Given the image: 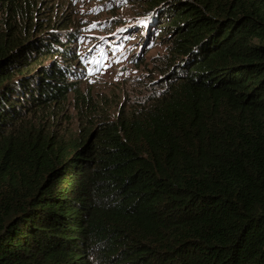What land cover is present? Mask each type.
<instances>
[{
  "label": "trees",
  "instance_id": "obj_1",
  "mask_svg": "<svg viewBox=\"0 0 264 264\" xmlns=\"http://www.w3.org/2000/svg\"><path fill=\"white\" fill-rule=\"evenodd\" d=\"M43 2L0 0V264H264V0H121L165 54L118 108Z\"/></svg>",
  "mask_w": 264,
  "mask_h": 264
},
{
  "label": "rangeland",
  "instance_id": "obj_2",
  "mask_svg": "<svg viewBox=\"0 0 264 264\" xmlns=\"http://www.w3.org/2000/svg\"><path fill=\"white\" fill-rule=\"evenodd\" d=\"M43 1L42 7L52 1L60 3V16L64 18L61 22L66 23L71 19L75 21L71 29H78L81 32L79 49L88 57L85 60L86 77L80 83L83 92H91L107 107L118 105V108L126 97L135 94L131 87H135L136 83L148 78L157 79L153 59L165 54V49L157 44L162 41V34H154L143 41L146 32L140 33L141 29H131L127 37H113L115 31L126 27L129 23L132 26L146 24L148 17L137 15L129 19L132 16L123 11L121 0ZM115 19L122 21L117 22ZM133 35L138 37L132 38ZM112 45L114 48L111 47ZM140 52L143 56L141 59L138 58ZM146 76L148 78H145Z\"/></svg>",
  "mask_w": 264,
  "mask_h": 264
},
{
  "label": "clouds",
  "instance_id": "obj_3",
  "mask_svg": "<svg viewBox=\"0 0 264 264\" xmlns=\"http://www.w3.org/2000/svg\"><path fill=\"white\" fill-rule=\"evenodd\" d=\"M145 25L146 24H144V25H141L139 28H137V29H141L142 30V32H140V33H143V32H146V35H147V31H146V27H145ZM136 27V26H135ZM136 30V29H134V26H131V27H128V29H127V31H125L124 33H120V32H122V30L121 31H118V32H116V33H114V38H120V37H125V33H128L129 32V30ZM161 32V30H158L157 32H155V34H161L160 33ZM150 33V32H149ZM142 35V34H141ZM154 35V34H153ZM128 36V35H127ZM126 36V37H127ZM134 36H137V35H133V37L132 38H136V37H134ZM150 36H152V35H147V36H145L144 38H143V41H145V40H147ZM138 37V36H137ZM161 37H162V35H161ZM159 38H160V36L159 37H157V39L159 40ZM112 44H113V42H111ZM157 44H158V42H157ZM147 46V45H146ZM112 48H114L113 47V45L111 46ZM141 55V56H140ZM138 58L139 59H141V58H143V56H142V52H140L139 54H138Z\"/></svg>",
  "mask_w": 264,
  "mask_h": 264
}]
</instances>
